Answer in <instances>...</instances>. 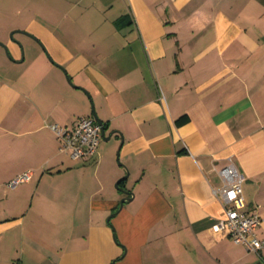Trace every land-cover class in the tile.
<instances>
[{"label": "crops", "instance_id": "obj_1", "mask_svg": "<svg viewBox=\"0 0 264 264\" xmlns=\"http://www.w3.org/2000/svg\"><path fill=\"white\" fill-rule=\"evenodd\" d=\"M0 42V264H264L212 228L230 159L264 240V0H0Z\"/></svg>", "mask_w": 264, "mask_h": 264}, {"label": "built area", "instance_id": "obj_2", "mask_svg": "<svg viewBox=\"0 0 264 264\" xmlns=\"http://www.w3.org/2000/svg\"><path fill=\"white\" fill-rule=\"evenodd\" d=\"M47 126L55 134L58 148L72 160L93 156L101 140V126L91 116L77 117L71 126L48 123ZM221 186L212 189L223 203V216L217 219L212 228L216 232L227 235L235 244L243 245L247 250L258 253L264 248V240L256 236L255 230L261 222L257 212L245 210L243 196L244 174L229 161L219 168ZM32 170L17 174L8 186H15L31 178Z\"/></svg>", "mask_w": 264, "mask_h": 264}, {"label": "water", "instance_id": "obj_3", "mask_svg": "<svg viewBox=\"0 0 264 264\" xmlns=\"http://www.w3.org/2000/svg\"><path fill=\"white\" fill-rule=\"evenodd\" d=\"M0 45H2V43L0 42ZM94 119L100 124V126H101V138L102 139H108L109 138V136H106L105 137V135H104V125H103V123L95 116V114H94ZM127 175V169H126V174L123 176V177H121L117 182H120L122 179H124L125 178V176ZM118 184V183H117ZM122 192H124V193H128V191L127 190H125L123 187H118ZM125 200H127V197H122L120 200H119V207H121V205L123 204V202L125 201Z\"/></svg>", "mask_w": 264, "mask_h": 264}, {"label": "trees", "instance_id": "obj_4", "mask_svg": "<svg viewBox=\"0 0 264 264\" xmlns=\"http://www.w3.org/2000/svg\"><path fill=\"white\" fill-rule=\"evenodd\" d=\"M183 118H184V116H183V117H181V118L179 119V121H180V120H182Z\"/></svg>", "mask_w": 264, "mask_h": 264}]
</instances>
